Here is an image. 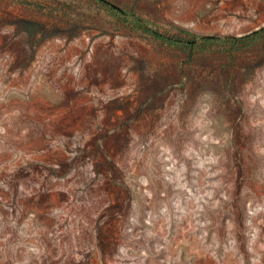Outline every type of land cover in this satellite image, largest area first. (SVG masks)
Wrapping results in <instances>:
<instances>
[{
  "label": "rangeland",
  "instance_id": "374dc122",
  "mask_svg": "<svg viewBox=\"0 0 264 264\" xmlns=\"http://www.w3.org/2000/svg\"><path fill=\"white\" fill-rule=\"evenodd\" d=\"M110 1L175 35L264 26V0ZM222 47L0 0V264H264V37Z\"/></svg>",
  "mask_w": 264,
  "mask_h": 264
},
{
  "label": "trees",
  "instance_id": "16d2710c",
  "mask_svg": "<svg viewBox=\"0 0 264 264\" xmlns=\"http://www.w3.org/2000/svg\"><path fill=\"white\" fill-rule=\"evenodd\" d=\"M106 3L112 9L122 12L126 16L127 20L133 28L136 30H144L157 39L165 42L169 46L188 51H206L210 50L215 44L216 46H223L222 50L233 51L239 48L249 47L261 38L264 37V26L259 30L253 31L247 35L238 37L226 36V37H213V36H199L195 33H191L185 30V35H175L168 32L159 30L157 27L152 26V22L140 15H137L134 11L124 9L110 0H100ZM223 44V45H220Z\"/></svg>",
  "mask_w": 264,
  "mask_h": 264
}]
</instances>
